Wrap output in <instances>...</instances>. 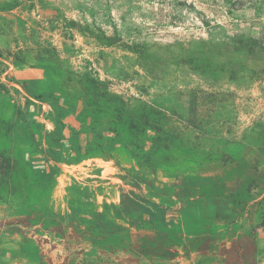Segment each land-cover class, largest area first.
Wrapping results in <instances>:
<instances>
[{"label": "rangeland", "instance_id": "obj_1", "mask_svg": "<svg viewBox=\"0 0 264 264\" xmlns=\"http://www.w3.org/2000/svg\"><path fill=\"white\" fill-rule=\"evenodd\" d=\"M0 91V264H264V0H0Z\"/></svg>", "mask_w": 264, "mask_h": 264}, {"label": "crops", "instance_id": "obj_2", "mask_svg": "<svg viewBox=\"0 0 264 264\" xmlns=\"http://www.w3.org/2000/svg\"><path fill=\"white\" fill-rule=\"evenodd\" d=\"M27 73L29 79H27L26 82L30 94L45 98L52 93L59 92L63 88V74L62 71L57 68L49 67L46 73L43 69L38 70V72L33 73L30 71ZM45 75L53 76L57 80L59 84L58 90L44 88L42 82ZM29 98V102L32 104L33 98ZM25 104L26 103L20 100L11 99L10 94L8 95L0 91V152L8 151L12 153L13 157L20 156L23 158V156H28L27 158L30 159L32 153L35 152V147H32L35 144V140L42 139L41 137L45 129L44 123H46V121L42 115H36L38 109L32 112L33 115H27L26 118L22 120L20 118V113L24 111ZM22 141L26 143L25 148L21 147ZM38 153L39 156L42 155L40 150ZM42 256L43 254L41 253L37 257L42 258Z\"/></svg>", "mask_w": 264, "mask_h": 264}]
</instances>
